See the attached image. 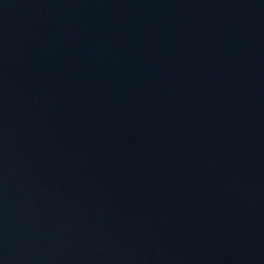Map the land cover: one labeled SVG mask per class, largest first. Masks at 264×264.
Returning a JSON list of instances; mask_svg holds the SVG:
<instances>
[{"label":"water","instance_id":"1","mask_svg":"<svg viewBox=\"0 0 264 264\" xmlns=\"http://www.w3.org/2000/svg\"><path fill=\"white\" fill-rule=\"evenodd\" d=\"M0 264H264V0H0Z\"/></svg>","mask_w":264,"mask_h":264}]
</instances>
